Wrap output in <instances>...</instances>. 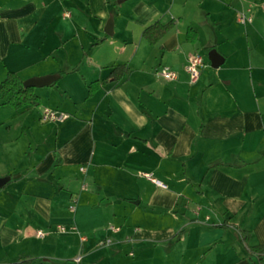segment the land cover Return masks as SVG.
<instances>
[{
	"label": "crops",
	"instance_id": "obj_1",
	"mask_svg": "<svg viewBox=\"0 0 264 264\" xmlns=\"http://www.w3.org/2000/svg\"><path fill=\"white\" fill-rule=\"evenodd\" d=\"M171 20L158 44L143 39ZM195 53L205 67L191 84ZM115 65L129 74L87 98ZM161 67L177 80L157 77ZM7 72L59 77L34 89L38 108L15 111L13 160L0 133V264H253L248 248L264 246V0H0V83ZM44 109L66 119L42 123Z\"/></svg>",
	"mask_w": 264,
	"mask_h": 264
},
{
	"label": "trees",
	"instance_id": "obj_2",
	"mask_svg": "<svg viewBox=\"0 0 264 264\" xmlns=\"http://www.w3.org/2000/svg\"><path fill=\"white\" fill-rule=\"evenodd\" d=\"M176 21L171 20L166 24L158 22L144 29L142 33L143 39L150 46H155L160 40L165 37L171 30L174 29ZM187 41L195 43L197 36L193 29L186 31ZM98 41L96 44L101 42ZM129 74V68L125 65H115L111 68L109 76L105 80H98L90 83L87 86V98H90L99 88L106 85L108 82H119ZM40 104L39 97L34 93L33 88L23 86V81L13 72H7L4 80L0 83V105L8 106L15 111H25L26 109L38 106ZM218 164L210 166L214 167ZM242 241L247 244L250 239V234L245 231H240ZM248 254L255 260H251L253 264H264L262 256L264 255V246H254L248 248ZM28 261H21L14 264H28Z\"/></svg>",
	"mask_w": 264,
	"mask_h": 264
},
{
	"label": "built area",
	"instance_id": "obj_3",
	"mask_svg": "<svg viewBox=\"0 0 264 264\" xmlns=\"http://www.w3.org/2000/svg\"><path fill=\"white\" fill-rule=\"evenodd\" d=\"M239 22L241 24H247L251 22V18L242 14L239 17ZM204 67H205L204 58L200 54L195 53L190 57L187 65L185 66V72L188 75L189 81L191 84H194L198 81L201 70ZM155 75L166 81H176L178 78V75L176 72L166 67H161L158 70H156ZM65 119H66V116L64 114L59 113L57 111L49 110V109H44L40 115V121L42 123H60V122H63ZM80 171L84 172V169H81ZM74 208H75L74 205L69 207L71 211H74ZM108 230L111 232L117 231V229H115L112 226H109ZM57 231L59 233H65L66 229L64 226H59L57 228ZM37 236L43 237V234L39 232L37 233ZM110 243H111V239L108 238L102 243V245H109ZM79 261H80V258H76L75 262H79Z\"/></svg>",
	"mask_w": 264,
	"mask_h": 264
},
{
	"label": "rangeland",
	"instance_id": "obj_4",
	"mask_svg": "<svg viewBox=\"0 0 264 264\" xmlns=\"http://www.w3.org/2000/svg\"><path fill=\"white\" fill-rule=\"evenodd\" d=\"M39 106L40 105L34 106L32 108H38ZM0 124L3 125L2 129H0V133L2 134L4 133L1 139L2 141H4L3 144L4 154L9 155L8 157H10V160H13V157L15 156V151H14L15 149H13L15 148V129H16L15 110L11 109L8 106L0 105ZM23 143H25V139L21 141V145ZM68 233L72 234L71 231H69ZM68 233L62 235H67Z\"/></svg>",
	"mask_w": 264,
	"mask_h": 264
},
{
	"label": "water",
	"instance_id": "obj_5",
	"mask_svg": "<svg viewBox=\"0 0 264 264\" xmlns=\"http://www.w3.org/2000/svg\"><path fill=\"white\" fill-rule=\"evenodd\" d=\"M104 31L107 35H112V19H109ZM211 54L212 53L209 54V60L213 64L214 59H213V56L211 57ZM58 77L59 76L57 75H51V76L32 78V79L24 81L23 86L26 88H33V89L48 87V86H51L53 83H55ZM7 182H8V178H0V188L4 186Z\"/></svg>",
	"mask_w": 264,
	"mask_h": 264
}]
</instances>
